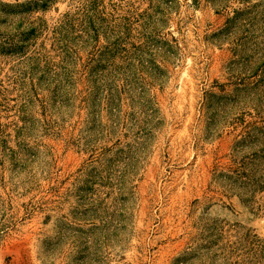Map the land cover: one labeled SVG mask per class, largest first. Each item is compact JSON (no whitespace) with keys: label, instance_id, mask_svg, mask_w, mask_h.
<instances>
[{"label":"rangeland","instance_id":"374dc122","mask_svg":"<svg viewBox=\"0 0 264 264\" xmlns=\"http://www.w3.org/2000/svg\"><path fill=\"white\" fill-rule=\"evenodd\" d=\"M0 264H264V0H0Z\"/></svg>","mask_w":264,"mask_h":264}]
</instances>
